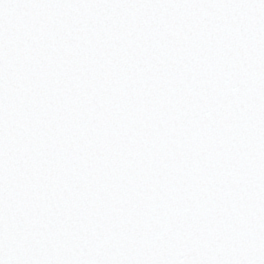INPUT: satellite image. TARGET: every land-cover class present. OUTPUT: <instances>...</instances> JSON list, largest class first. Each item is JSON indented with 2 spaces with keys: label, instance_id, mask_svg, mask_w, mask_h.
<instances>
[{
  "label": "snow or ice",
  "instance_id": "obj_1",
  "mask_svg": "<svg viewBox=\"0 0 264 264\" xmlns=\"http://www.w3.org/2000/svg\"><path fill=\"white\" fill-rule=\"evenodd\" d=\"M0 264H264V0H0Z\"/></svg>",
  "mask_w": 264,
  "mask_h": 264
}]
</instances>
